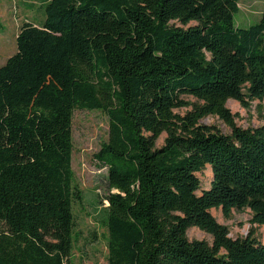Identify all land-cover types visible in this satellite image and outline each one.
I'll return each mask as SVG.
<instances>
[{"label": "trees", "instance_id": "obj_1", "mask_svg": "<svg viewBox=\"0 0 264 264\" xmlns=\"http://www.w3.org/2000/svg\"><path fill=\"white\" fill-rule=\"evenodd\" d=\"M239 2L45 0L43 21L23 24L0 67V264H72L76 110L109 119L95 155L108 264H264V243L230 238L212 214L249 209L264 226V125L241 128L227 107L264 100V12L236 26Z\"/></svg>", "mask_w": 264, "mask_h": 264}, {"label": "rangeland", "instance_id": "obj_2", "mask_svg": "<svg viewBox=\"0 0 264 264\" xmlns=\"http://www.w3.org/2000/svg\"><path fill=\"white\" fill-rule=\"evenodd\" d=\"M44 1L0 0V19L3 23L0 32V67L17 52L16 38L23 24H39L45 18ZM239 7L240 11L235 15V24L246 28L259 22L260 12H264V0H240ZM172 24L181 26L179 22ZM185 100L195 102L188 97ZM250 103L249 109L243 108L234 100H230L227 104L236 124L241 128H256L264 125V100L250 101ZM191 108L175 110V113L183 116ZM200 124L214 127L224 135L231 134V129L218 117L205 118ZM72 130L74 144L72 167L75 185L83 193V200L75 203L73 208L75 241L71 263L108 264L109 235L106 226L107 215L104 210L108 206L106 197L110 194L108 171L100 167L95 159V155L108 141V116L101 111L76 110ZM165 138L164 134L158 140V148L164 145ZM197 176L201 181V190L198 194H201L203 190L210 188L213 175L211 169L206 167ZM212 214L220 224L229 229L230 238H246L254 234L255 238L264 243V226L252 223L253 214L249 209L233 210L228 217L224 216L221 209L212 210ZM188 238L213 244V238L198 228L189 229Z\"/></svg>", "mask_w": 264, "mask_h": 264}, {"label": "crops", "instance_id": "obj_3", "mask_svg": "<svg viewBox=\"0 0 264 264\" xmlns=\"http://www.w3.org/2000/svg\"><path fill=\"white\" fill-rule=\"evenodd\" d=\"M262 12H263V11H262ZM262 12H260V15H261ZM260 15H259V19H260V17H261ZM42 21H43V20H42Z\"/></svg>", "mask_w": 264, "mask_h": 264}]
</instances>
